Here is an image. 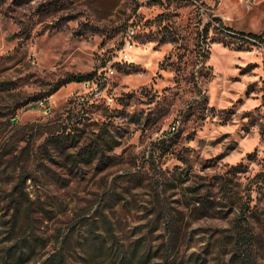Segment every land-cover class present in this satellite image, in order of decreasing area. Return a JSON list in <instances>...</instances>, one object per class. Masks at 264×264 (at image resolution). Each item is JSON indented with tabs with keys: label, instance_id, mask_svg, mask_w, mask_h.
Here are the masks:
<instances>
[{
	"label": "rangeland",
	"instance_id": "374dc122",
	"mask_svg": "<svg viewBox=\"0 0 264 264\" xmlns=\"http://www.w3.org/2000/svg\"><path fill=\"white\" fill-rule=\"evenodd\" d=\"M210 16L264 38V0H0L2 253L99 264L106 239L142 264H264V47L203 41ZM71 73L93 77L22 105ZM73 98L100 106L90 121L157 119L113 120L119 162L60 186L39 146Z\"/></svg>",
	"mask_w": 264,
	"mask_h": 264
},
{
	"label": "trees",
	"instance_id": "16d2710c",
	"mask_svg": "<svg viewBox=\"0 0 264 264\" xmlns=\"http://www.w3.org/2000/svg\"><path fill=\"white\" fill-rule=\"evenodd\" d=\"M161 16L162 14H160L158 18L160 19ZM209 32H213L214 34L212 38H209V42H220L223 46L230 47L234 50H245L255 43H261L264 47V38L260 35L252 32L233 30L226 26L220 18L215 16H210L203 25L201 30L202 34H200V36L197 34V37H201L202 35L203 41H206ZM160 40L162 42H176L174 39L166 40L164 36H162ZM179 45L178 47H180ZM207 53L208 52L203 53L204 58L208 57ZM92 77L93 73L68 74L64 78L54 82L50 90L46 93L32 95L28 100H25L22 105L38 101L39 99H45L67 83L86 82L91 80ZM128 96L129 95H127V97ZM203 100L205 101L206 98H203ZM121 103L122 105L126 104L123 101ZM94 107L95 109H93ZM98 107H100L98 104L89 102V100H79V98L67 100L64 111L57 116V125H55L54 129L48 131L43 143L39 146L42 147L40 152L45 153L43 157L46 159L48 157L49 159H56L55 161L58 164V168L63 169L64 173L67 175L66 178H63L60 174H54L55 171L52 173V177L56 175L55 180L60 186H68L69 182L74 177L79 174L82 176V174L85 173L84 167L96 161H98L96 168L100 170L105 169L107 166L116 165L119 162L120 154H116L114 150L121 145L119 138L123 136V130L125 128L113 125V120L116 118L128 117L127 122L129 123H139L142 121L143 127L141 130H144L149 125L156 122L157 119L152 117L150 112L145 115L141 112H132L129 114L124 112V107L111 110L107 106H104L100 110L102 115L105 116V120L101 118V122L98 120L90 121V113L97 111L99 109ZM171 139L172 137H164V139L159 140L158 145H160L162 149L166 148L171 145ZM110 152L112 153L111 155L108 154ZM17 206L15 207L16 210ZM6 223H10V221H5L4 224ZM104 241L101 240L100 243L104 244L105 250H107L108 253L105 257L106 260L99 262V264H133L135 260L142 264L146 262V259H142V255H145V257L150 255L148 251L143 250L139 258H137L138 245L136 243L127 254V251L120 253H118V250L112 251L113 245L107 244L106 239ZM22 246L27 247V243L24 242L20 245V247ZM20 247L19 255H16L15 250L11 252L10 249H8L5 253H2V249H0V264H20L23 255V250H21Z\"/></svg>",
	"mask_w": 264,
	"mask_h": 264
},
{
	"label": "built area",
	"instance_id": "2783aa9c",
	"mask_svg": "<svg viewBox=\"0 0 264 264\" xmlns=\"http://www.w3.org/2000/svg\"><path fill=\"white\" fill-rule=\"evenodd\" d=\"M129 33H130V34H132L133 32H132V31H130Z\"/></svg>",
	"mask_w": 264,
	"mask_h": 264
},
{
	"label": "water",
	"instance_id": "95a60500",
	"mask_svg": "<svg viewBox=\"0 0 264 264\" xmlns=\"http://www.w3.org/2000/svg\"><path fill=\"white\" fill-rule=\"evenodd\" d=\"M86 83V82H85ZM13 121H15V120H13Z\"/></svg>",
	"mask_w": 264,
	"mask_h": 264
}]
</instances>
